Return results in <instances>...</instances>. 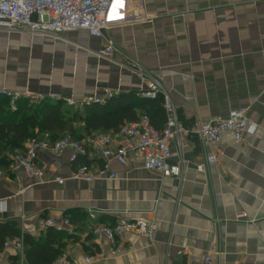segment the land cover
<instances>
[{"label": "crops", "instance_id": "obj_1", "mask_svg": "<svg viewBox=\"0 0 264 264\" xmlns=\"http://www.w3.org/2000/svg\"><path fill=\"white\" fill-rule=\"evenodd\" d=\"M119 8L125 16L116 24ZM110 20L115 23L102 37L85 30L56 37L0 30V90L77 101L110 90L113 99H142L156 80L185 127L247 108L255 130L241 143L225 133L216 164L207 163L212 148L198 137L172 140L170 163L182 164L181 178L147 169L139 154L120 164L91 148V170L106 163L109 170L100 179L76 180L70 147L59 155L38 151L47 180L38 184L14 170L13 150L7 151L0 156L9 163L0 164V223L16 222L22 237L39 239L45 222L54 221L53 229L68 238L53 264H200L207 256L213 264H264V0H116ZM108 41L115 47L111 58L99 55ZM134 111L143 114L138 103ZM75 126L87 145L101 133L88 136L83 122ZM35 134L24 146L43 136ZM121 219L152 222L157 231L151 239L129 233L118 246L91 231ZM0 264L27 262L9 247L0 251Z\"/></svg>", "mask_w": 264, "mask_h": 264}, {"label": "built area", "instance_id": "obj_2", "mask_svg": "<svg viewBox=\"0 0 264 264\" xmlns=\"http://www.w3.org/2000/svg\"><path fill=\"white\" fill-rule=\"evenodd\" d=\"M116 0H0V30L8 32H31L47 36H58L66 32L85 30L93 37H102L103 32L111 28L115 22L110 20V12ZM173 2L176 0H166ZM124 10L118 9L116 24L124 20ZM115 51L113 42L108 41L107 46L100 52V56L111 58ZM114 92L105 90L104 96H90L83 100H62L55 94H41L30 90H0V98L9 101L10 110L16 112L20 102L28 105H39L49 102H63L69 108L83 111L94 105H106L114 98ZM139 96L144 100H156L163 98V108L166 113V122L162 129H157L151 123L149 116L142 115L137 121L123 124L118 132L100 133L89 140L88 145L80 141H72L65 137L56 142L50 140L48 133H44L41 139H34L24 148H18L10 152V160L14 170L22 169L27 176L38 184L47 182L45 172L38 164L37 153L45 150L59 155L72 147L74 153L71 163L74 166L72 178L85 180L86 182L100 179L106 176L109 165L106 163L97 172L91 168L78 165L81 157L89 155V149L100 153L105 158L114 157L120 164H126L127 157L131 153L139 154L145 160V166L149 170L158 171L163 178H181L183 167L181 163H170L169 143L181 136H196L205 148H212L207 157L208 164H216L219 161L218 146L225 133H232L237 143L243 141L245 133L253 132L255 126L250 125L247 119V108H240L230 112L227 118L211 120L196 119L191 127H185L180 119L177 107L173 103L165 88L156 80H150L146 89ZM116 135V136H115ZM1 156V154H0ZM200 171L205 166L198 167ZM111 178L115 174H111ZM59 184H64L63 179H57ZM69 221L65 226H69ZM46 228L57 227L52 220L45 222ZM61 230V229H59ZM63 230V229H62ZM95 236L103 235L113 246L121 245L127 234H135L151 239L157 231L156 224L143 220L127 221L121 219L113 226L96 225L92 228ZM13 247L19 253L22 260L25 259V247L23 238L7 240L4 248ZM93 258H87L86 262H92ZM59 264H72L60 260ZM200 264H213L210 256L203 259Z\"/></svg>", "mask_w": 264, "mask_h": 264}, {"label": "trees", "instance_id": "obj_3", "mask_svg": "<svg viewBox=\"0 0 264 264\" xmlns=\"http://www.w3.org/2000/svg\"><path fill=\"white\" fill-rule=\"evenodd\" d=\"M136 103L142 108V115L149 116L154 127L159 130L163 128L166 113L162 97L144 100L135 95H121L106 105H94L86 110L74 112L63 102L39 105L20 102L18 110L12 112L9 101L0 98V154L4 156L7 151L23 148L28 140L38 137L35 134L37 129L38 134L48 133L52 142L65 137L74 141L81 140L75 126L78 122L84 123V133L88 136L95 132H118L123 124L135 122L142 116L138 117L134 111ZM3 162H7L6 157H1L0 164ZM78 165L90 168L91 162L87 157H81ZM16 238H23L27 264H53L63 255V242L68 237L53 228H49L39 239L30 235L22 237L16 222L0 223V251L4 249L7 240Z\"/></svg>", "mask_w": 264, "mask_h": 264}]
</instances>
